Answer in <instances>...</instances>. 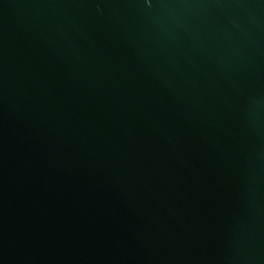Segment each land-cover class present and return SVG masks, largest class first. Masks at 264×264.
<instances>
[{
  "label": "water",
  "instance_id": "obj_1",
  "mask_svg": "<svg viewBox=\"0 0 264 264\" xmlns=\"http://www.w3.org/2000/svg\"><path fill=\"white\" fill-rule=\"evenodd\" d=\"M0 264H264V0H0Z\"/></svg>",
  "mask_w": 264,
  "mask_h": 264
}]
</instances>
